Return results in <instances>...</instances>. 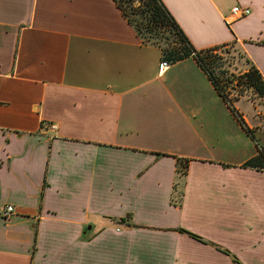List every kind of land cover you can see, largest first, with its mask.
<instances>
[{"label":"crops","instance_id":"0c3cea01","mask_svg":"<svg viewBox=\"0 0 264 264\" xmlns=\"http://www.w3.org/2000/svg\"><path fill=\"white\" fill-rule=\"evenodd\" d=\"M162 2L264 77V0ZM163 62L113 0H0V264H264L260 106L236 104L255 141L194 58Z\"/></svg>","mask_w":264,"mask_h":264},{"label":"trees","instance_id":"16d2710c","mask_svg":"<svg viewBox=\"0 0 264 264\" xmlns=\"http://www.w3.org/2000/svg\"><path fill=\"white\" fill-rule=\"evenodd\" d=\"M124 18L134 28L144 44L153 45L162 51V60L170 65L194 58L206 73L219 95L226 102L243 130L255 141L236 104L241 98L249 97L253 102L264 101V77L259 69L244 55L238 59L248 66L245 72L232 68L225 56L229 47H214L198 51L182 31L162 0H113ZM232 69V71H231ZM264 104V102H263ZM243 167L264 170V149L247 161ZM188 162L178 160V173L185 176ZM127 222L121 219L120 224ZM182 232H186L183 231ZM194 238L200 237L191 234ZM235 264H240L237 260Z\"/></svg>","mask_w":264,"mask_h":264},{"label":"rangeland","instance_id":"374dc122","mask_svg":"<svg viewBox=\"0 0 264 264\" xmlns=\"http://www.w3.org/2000/svg\"><path fill=\"white\" fill-rule=\"evenodd\" d=\"M226 51H228L229 54L226 53L225 56L228 57V60L231 63L232 68L233 69H236V68L239 69L238 63H240V62H239V59L237 57V54H235L234 51L232 50V48H230V47L227 48ZM241 63H242V61H241ZM231 71H232V69H231ZM244 98L248 99L249 101H252V100H250L249 97H244ZM255 102L258 104V106H260V110H258L256 113H254L252 105L244 100L243 103L240 105L241 113L243 115L247 116L250 120L252 119V117H254L258 123H263L264 122V104H263L264 101L259 99ZM256 138L261 145L264 144V132H260V131L257 132Z\"/></svg>","mask_w":264,"mask_h":264},{"label":"built area","instance_id":"2783aa9c","mask_svg":"<svg viewBox=\"0 0 264 264\" xmlns=\"http://www.w3.org/2000/svg\"><path fill=\"white\" fill-rule=\"evenodd\" d=\"M251 10L249 8H244V7H239L236 6L232 9V16L234 17L235 20H241L244 19L248 16H250ZM170 64L167 62L162 63V68H168ZM42 129L47 130V131H56L58 129L56 124L49 123V122H44L42 124ZM15 212V208L12 205L6 206L1 215L4 219H9Z\"/></svg>","mask_w":264,"mask_h":264}]
</instances>
